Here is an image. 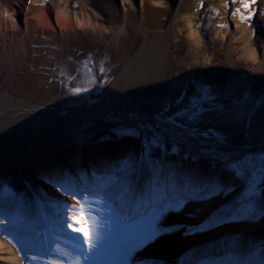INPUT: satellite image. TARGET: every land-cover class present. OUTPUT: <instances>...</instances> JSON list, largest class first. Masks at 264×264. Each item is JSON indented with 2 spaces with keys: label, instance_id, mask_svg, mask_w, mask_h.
Masks as SVG:
<instances>
[{
  "label": "rangeland",
  "instance_id": "obj_1",
  "mask_svg": "<svg viewBox=\"0 0 264 264\" xmlns=\"http://www.w3.org/2000/svg\"><path fill=\"white\" fill-rule=\"evenodd\" d=\"M0 1V7L5 6L10 14L8 28L0 30V100L14 115L17 109L22 112L34 106L72 111L104 106L117 114L126 109L148 108L156 101L157 111L174 118L177 127H197L212 136L219 133L226 138L225 145H249L252 117L264 112V34L253 29L257 11L264 10V0L258 1L255 10L242 8L240 0H57L61 7L75 11L80 19L87 20L88 15L98 10V15L91 18L95 27L83 22L67 27L40 24L35 16L39 8L52 7L54 0H34L26 20L17 14L19 0ZM251 1L246 0L250 6ZM233 9L240 11L233 13ZM249 11L251 16L245 17ZM186 12L191 26L184 16ZM238 13L243 17L241 20L235 17ZM260 15L264 17V12ZM236 23L250 26L253 36L258 38L249 47L262 63L261 78L249 77L254 71L249 59L244 57V44L238 39ZM120 29L121 36L117 35ZM159 37L163 40L165 61L159 74L153 76L157 69L148 68L151 65H143L139 60L147 56ZM196 37L201 44L199 51ZM23 40L27 42L26 48L22 46ZM12 48L13 60L5 64L3 56ZM231 59L238 73L236 79L224 70ZM196 60L199 63H193ZM143 67L147 79L141 84L137 79ZM145 84L146 91L141 87ZM198 95L204 96V100L198 99ZM129 96L134 97L132 101L138 100V105L120 106ZM202 102L207 111L199 121L193 123L183 116L177 117V113L182 114L184 109ZM83 121L79 117L52 120L43 125L44 129L37 126L24 133L23 138L13 131H0V165H17L21 153L25 161L42 150L73 148L78 142L91 147L98 144L113 147L119 142L136 140L113 134V129L129 125L125 121H96L95 125ZM261 121L263 129L259 132L264 131ZM20 139L25 145L21 152L13 146ZM58 141L64 144L59 146ZM176 152H182L180 147ZM248 155L264 156L259 151H248L241 158ZM7 183L0 185L4 194L12 192L6 188ZM105 203L110 207L107 198L103 204H96L99 218L107 211ZM154 207L146 210L148 216L137 217L125 226L123 237L128 244L137 247L139 236L152 223ZM161 217L162 214L156 220V227ZM119 218L120 215L109 220L112 225H118ZM16 222H19L16 217L0 214V237H10L9 228ZM263 237L258 234L254 240L259 242L242 259L240 253L231 251L238 259L216 264H264V249L260 248ZM43 258L42 254L38 255L42 264Z\"/></svg>",
  "mask_w": 264,
  "mask_h": 264
},
{
  "label": "bare ground",
  "instance_id": "obj_2",
  "mask_svg": "<svg viewBox=\"0 0 264 264\" xmlns=\"http://www.w3.org/2000/svg\"><path fill=\"white\" fill-rule=\"evenodd\" d=\"M34 0H19V9L17 14L22 19L26 20L31 4ZM258 1H251L250 8L255 10ZM60 2L54 0L51 4L52 7L39 8L38 13L35 15L38 17L40 24L44 26H73L74 24H85L89 27H95L96 23L92 21L98 10L93 15H88L84 18H79L75 14V11L68 10L61 7ZM0 5L1 1H0ZM0 10V30L8 28V20L10 14L7 13L5 6H1ZM0 7V9H1ZM236 13V10H232ZM257 12V19L253 21V29L257 30V33L264 34V17H261L260 13L264 10L260 9ZM235 16L238 20L242 18V15ZM190 23V15L186 12L184 15ZM189 16V17H188ZM245 17L251 16V12L244 14ZM79 18V19H78ZM236 19V20H237ZM83 22V23H82ZM246 22V21H245ZM18 26L17 22H15ZM188 28V27H186ZM236 32L240 34L238 39L243 41L244 57L249 59L250 68L254 72L250 74V79L261 78L263 71L261 70L262 63L258 60L253 49L249 47V43L258 38L253 36V32L250 26L236 23ZM122 30L120 29L117 35L121 36ZM196 36V35H195ZM155 45L147 53V56L143 57L141 62L143 65H151L148 68H155L153 76L158 75L163 68L165 61L164 49L162 48L163 40L161 37L155 40ZM197 50L201 48L199 39H195ZM23 48L27 47L26 40L22 42ZM196 54V53H195ZM14 49L6 52L3 56V62L5 64L10 63L13 60ZM232 60V59H231ZM206 63L207 60H204ZM138 62V63H139ZM199 63V60L193 61V63ZM204 62V63H205ZM235 63L227 61L224 66V70L229 72L233 79L237 78ZM133 66V64H132ZM139 67V65L137 64ZM147 68V67H146ZM154 69V70H155ZM145 67L139 72L138 82L145 83ZM159 71V72H158ZM144 77V78H143ZM152 83V81H150ZM141 83V84H142ZM149 85V83H148ZM148 85L141 86L144 91L148 90ZM147 94V93H146ZM1 96V95H0ZM2 97V96H1ZM133 96H129L127 101L124 100L120 106L127 105H138V100H133ZM156 100V99H155ZM156 101L153 102L148 108L140 107L132 109L121 110L119 113L114 114L109 108L102 106V108H90L83 107L79 110L72 111L71 109L65 108H38L29 107L25 108L24 111L19 112L17 109L16 115L10 109H5L0 100V131L4 133L15 132L19 134L18 138H23L24 133L31 131V129L37 126H42L44 129L46 122L52 120H60L62 118L75 119L76 117L84 120V123H90L95 125L96 121L105 122L106 120L115 119L116 121H125L126 124H132L135 122L134 118H141L145 122L154 123L160 120H167L168 117L162 113H159L156 106ZM9 108V107H8ZM261 119L264 122V112L260 116L251 120V129L249 130L248 136L250 137L249 145H217L213 140V136L208 133L207 138L202 133H207L205 130H198V134L193 138L190 136L191 129H184L180 127H174L172 132L173 136L182 142L179 143L180 150L182 152H176L175 154H167L165 159L180 168H191L199 172V174L208 180L222 179L235 186V190L229 195L224 194L216 195L215 197L200 201L190 200L178 211H168L162 214V217L158 220L157 224H163L162 230H166L165 234L159 236L154 242L148 243L146 246L139 248L138 250L131 252L122 244L119 240L118 234L121 233L123 227L128 223L125 221L120 224L119 228H111L109 223H103L100 228V232L104 237L103 248L100 251L94 253L89 261H83L82 264H125L121 261V255L124 258H129L128 264H188L189 260H186L190 253H194L195 256L209 257L221 256L225 250L223 245L224 242L229 241L232 237H237L238 247L230 250H237L240 253V259L243 256H247L252 250L253 244L258 243L259 239L254 240L258 234L264 236V217L258 216L254 222L243 221V222H224L217 224L212 227L209 226L208 230H202L203 225L207 219L216 212L217 209L222 206L230 204L242 191L244 185L241 181L233 178L232 173L224 168L223 161L220 159H213L206 155L208 149L214 152L222 151L227 153L232 159L241 158L248 151H259L264 154V131H262ZM261 125V126H260ZM41 128V129H42ZM31 137V136H30ZM14 143V148H17L21 152L25 145L21 141ZM172 142V141H170ZM168 143V152H171V144ZM62 142L58 141V145L62 146ZM86 144V145H85ZM80 144L78 142L75 147H59L54 150H42L35 157L32 156L28 160H23L21 156H17V163H6L4 166L0 165V185L3 182L7 183L8 188L12 190L11 193H3L2 187H0V210L3 211L1 215L7 217H16L19 222L11 225L9 228L10 237H0V264H42L38 260V255L42 254L44 262L51 257H59L60 264H70L73 259L71 255L63 256L54 251L59 249L60 253L71 250V248L65 244L59 243L55 236V232L67 233L73 236L74 239L78 240V233H73L71 229L66 228V231L61 227V223L66 219L64 212L65 207L59 206L57 201L61 199V193L54 190L52 186L45 182V177L58 170H66L73 173L77 171H86L89 174L96 173L97 176L118 164V162L129 152L135 151L139 153L141 151L140 140L136 139L132 142H119L113 147L105 144L104 146L95 147L89 146L87 143ZM94 150L96 153L94 154ZM154 156L159 157L161 155L160 150H155ZM185 157V159H182ZM148 180V174L145 172L143 175L136 178L137 191L136 195L127 191L126 185L120 182L110 183L107 190V199H110L115 206H119L120 211L129 209L131 214L130 222L134 218H141L143 215H147L149 207L155 206L153 209L158 207V204L154 202L153 197L164 191V185L161 184L160 189L150 194L145 192L143 197L139 195L141 189L145 187V183ZM105 183V180H93L89 175L85 182V187L91 190L92 187H99ZM81 197H77L80 199ZM69 204L75 203L71 196L66 197ZM119 204V205H118ZM123 206V207H122ZM145 210V211H144ZM142 212L143 215H142ZM124 213V212H123ZM178 217H177V216ZM53 230L48 233L49 242L48 249L45 248V238L38 233V230H42L43 227ZM54 232V233H53ZM251 236H255L252 238ZM71 238V237H70ZM110 238V239H109ZM114 242L111 246L114 247V253H117L118 261L108 260V256H111V252L108 253L106 245L110 246V243ZM255 241V242H254ZM261 249H264V237L261 240ZM115 245V246H114ZM122 248V251H120ZM191 253V254H192ZM128 255V256H127ZM36 257V259H33ZM46 258V259H45ZM111 258V257H110ZM42 259V260H43ZM194 259V258H193ZM35 262V263H34ZM37 262V263H36Z\"/></svg>",
  "mask_w": 264,
  "mask_h": 264
},
{
  "label": "snow or ice",
  "instance_id": "obj_3",
  "mask_svg": "<svg viewBox=\"0 0 264 264\" xmlns=\"http://www.w3.org/2000/svg\"><path fill=\"white\" fill-rule=\"evenodd\" d=\"M242 8H250L246 0H240ZM236 11H240L237 9ZM243 18V17H242ZM79 91V90H78ZM207 95V94H204ZM198 99L204 100V96L198 95ZM207 111L205 104L193 105L186 108L183 113H177V117L183 116L193 123L199 121ZM135 122L113 129V134L118 138L138 139L141 143V151L127 153L117 165L97 176L96 173L89 174L86 171L76 173L58 170L45 177V182L61 193V199L57 201L59 206L65 207L66 219L62 227L71 229L73 233L79 234V239L74 241L71 250L60 253L63 256L71 255L73 259L70 264H82L89 261L92 255L103 248L104 237L100 232L102 227L100 218L96 214V204H103L107 198V190L110 183L120 182L126 185L127 191L136 195L137 187L135 181L138 176L145 172L148 180L145 187L140 190L139 195L143 197L145 192L150 194L164 185V191L153 197L158 207L154 209V216L150 226L145 229L138 238L137 249L154 242L159 236L165 234L166 230L156 227V220L161 214L168 211H179L190 200H208L216 195H229L235 190V186L222 179L208 180L202 177L199 172L191 168H180L169 163L165 157L168 154V143L172 141L171 152L178 151L179 143L173 136V128L177 127L175 119L169 117L167 120H160L154 123L143 121L141 118H134ZM198 134V128L192 127L190 136L193 138ZM207 138L208 133H202ZM213 140L219 145L226 142V138L219 134H213ZM160 150L161 155H153L155 150ZM210 158L220 159L227 171L232 173L234 179L241 181L244 185L238 196L228 205L217 209L207 221L199 226L202 230H208L209 226H216L224 222H254L258 216L264 217V156L257 157L248 155L241 159H232L222 151L214 152L208 149L206 152ZM89 175L93 180H105L99 187L86 188L85 182ZM71 196L75 203L69 204L66 197ZM81 197L77 199V197ZM238 238L232 237L225 244L223 255L189 260L188 264H216L218 261H232L238 259L228 249L238 247ZM36 259V257H33ZM44 264H60L59 257H51Z\"/></svg>",
  "mask_w": 264,
  "mask_h": 264
},
{
  "label": "water",
  "instance_id": "obj_4",
  "mask_svg": "<svg viewBox=\"0 0 264 264\" xmlns=\"http://www.w3.org/2000/svg\"><path fill=\"white\" fill-rule=\"evenodd\" d=\"M223 165H224V163H223Z\"/></svg>",
  "mask_w": 264,
  "mask_h": 264
}]
</instances>
